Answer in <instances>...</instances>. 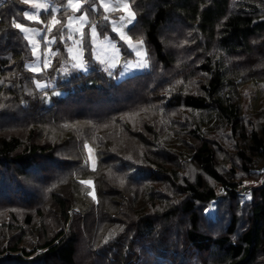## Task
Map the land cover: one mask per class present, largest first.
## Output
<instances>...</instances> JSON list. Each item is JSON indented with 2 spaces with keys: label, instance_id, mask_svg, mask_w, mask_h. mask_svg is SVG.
<instances>
[{
  "label": "trees",
  "instance_id": "1",
  "mask_svg": "<svg viewBox=\"0 0 264 264\" xmlns=\"http://www.w3.org/2000/svg\"><path fill=\"white\" fill-rule=\"evenodd\" d=\"M81 2L112 33L98 0ZM130 3L129 36L146 44L149 72L111 82L93 68L103 85L80 89L90 76L73 70L58 79L68 11L58 15L50 68L34 74L29 44L12 24L24 22L25 5L0 0V119L10 123L0 127V202L28 210L24 223H0L1 254L4 237L17 239L0 264H264V186L246 190L245 202L237 180L264 162V129H249L235 100L243 84L264 82V0ZM121 47L124 59L133 57ZM56 79L55 88L37 87ZM56 90L67 93L48 102ZM179 109L191 111L186 123L170 121ZM227 138L238 149L225 148ZM220 153L230 156V171ZM182 159L198 169L194 177L179 172ZM213 203L216 233L206 217Z\"/></svg>",
  "mask_w": 264,
  "mask_h": 264
},
{
  "label": "rangeland",
  "instance_id": "2",
  "mask_svg": "<svg viewBox=\"0 0 264 264\" xmlns=\"http://www.w3.org/2000/svg\"><path fill=\"white\" fill-rule=\"evenodd\" d=\"M33 2H41V0H33ZM44 2L46 3L48 10L45 11L44 9H41L38 20L28 21L24 19V22H22V24H24L26 27L40 29V31L36 32L34 35H31L28 39H26L32 55L31 61L27 62L26 64V67L30 72L34 74H40L50 68L52 57L54 55V45L56 43V37L53 34L55 27H52L51 19L53 15L56 17V19H58V15L63 9H66L69 13L65 18V29L67 32L66 52L68 61L65 62L60 68L58 79L60 78L62 80H65L68 76H70L73 70H77V72H79L80 74L90 76L85 80V82L79 85V88L83 89L86 87H99L103 85V81L100 79L98 74L91 73L93 68H99L103 70V72L107 75L111 82H120L137 74L149 72L150 62L148 60L146 44L142 40V44L139 43L140 40H132L129 36V30L135 23L136 15L134 19H131L129 21L127 19L128 9H125L122 6L116 8L115 10H111V6L109 9H106L104 7V3H106L107 0H98L99 6L106 13H108L106 14L107 18H112L110 20L112 33H102L97 23L91 20L86 11L80 10L79 12H77L74 7L68 4V0H65L63 4H61L59 0H44ZM75 2L76 0H73V3ZM127 2L130 6V10L134 12L130 0H127ZM80 3L82 5L81 0ZM24 5L26 9L24 11H33L30 4ZM94 9L95 11H97L98 7L95 6ZM69 17H71L72 19H69ZM76 17H80L81 19H76ZM121 17H125V19L122 20ZM41 21L43 23H41ZM114 24L117 25L115 28L113 27ZM45 25L51 27L52 30L50 32L47 31L44 27ZM93 28L95 29V31H93ZM121 32L125 34L126 38H130L131 44L135 46L136 49H138L139 55H137V52L133 49V47L129 46L128 39L121 38ZM31 41H35V43L38 45L35 54L32 49ZM87 45H89V48ZM122 45H125L126 48L133 53L132 58H123V49L121 47ZM88 51H90V56L93 60L92 66H89L87 63L86 57ZM142 60L147 61V66L137 67V64ZM45 61H47V66H45ZM81 63L83 64V67L79 66ZM129 65H131V67H129ZM58 79L54 81L37 82V87L40 90H44L46 88H55L57 86ZM195 82L196 81H194V83ZM179 84L183 86L184 81L179 80ZM66 93L67 91L65 90L53 91L52 93L48 94V102H51L52 97H63L66 95ZM160 95L161 97L165 96H163L162 93H160ZM235 100H237V102L241 105L242 116L245 121H247V127L249 129H256L258 131L261 130V128L264 129V82L253 81L243 84L238 88V96L235 97ZM189 112L191 111L184 109L175 110L169 116V119L175 124H179L182 122L186 123L189 118H191ZM4 124L10 125L8 121L1 117L0 127H3ZM231 143H233V141H231L229 138H227L226 141H223L225 148L232 150L238 149V147L234 146L233 144L232 146H229V144ZM89 148L91 149V154L89 153ZM87 150L90 167L94 169L97 166L96 153L91 146H88ZM220 158L226 170L230 171L233 164L230 156H228L226 153L225 155L223 153H220ZM183 160L184 159H182L181 161ZM236 162L238 163V161ZM180 165L181 168L179 172L182 175H191L192 177H194L196 172H198L197 168L187 163L186 161H183ZM43 166H49V164L44 163ZM254 172L257 173L245 174V178L237 175L238 182H241L238 190L239 192H241L240 195L242 196V201L247 202L251 200V194L248 193L249 190H252L254 188H261L262 186H264V162L259 166V169H256ZM51 176L48 178L51 179ZM210 183L212 184V182ZM3 186L4 185H2V187ZM88 186H90V184H88ZM44 189L45 191H42L41 195H43V193L45 195H48L49 189L47 187H44ZM2 190L3 188L0 189V191ZM218 190L219 196H226V192H224L220 188H218ZM3 191H5V189ZM91 193L94 194L93 188L91 189ZM7 200L8 198H5L4 200H2V202H0V223H5L3 227H6L7 225L15 226V222L11 218L17 220L16 224H20L21 222L24 223L25 216L28 213V210L25 211L23 209L17 208H4V204ZM228 206V201L225 205H221L223 210ZM33 212L36 216V210H34ZM72 212L75 215L78 214L80 212L79 207L75 206ZM11 214H14V217H12ZM206 215L209 220H213L211 221L213 224L212 226L208 224L209 229H212H210V231L216 233L218 223V220L216 221V219H218V214L217 206L215 203L211 204V206L206 211ZM36 218L38 217L36 216ZM205 227L208 228L207 226ZM1 234H4V231L1 232ZM16 241L17 239H15L10 233L9 237H4L2 247L4 253H0V259L5 258L10 254V249ZM15 254H20V251L16 252ZM88 258V251L86 250V247L84 246V244H80L78 258L79 263L83 261L85 262L86 260H88Z\"/></svg>",
  "mask_w": 264,
  "mask_h": 264
},
{
  "label": "snow or ice",
  "instance_id": "3",
  "mask_svg": "<svg viewBox=\"0 0 264 264\" xmlns=\"http://www.w3.org/2000/svg\"><path fill=\"white\" fill-rule=\"evenodd\" d=\"M22 2L24 4H26V5L30 4L31 5V8L33 9L32 12H29V11H24L23 12V17L22 18L23 19H26L28 21H36V20H38V17L40 15L41 9H44L45 11L48 10L47 9V5L44 2V0H41V2H33V0H22ZM68 4L70 6H72V7H74L77 12H79L81 10L82 5L80 3V0H76L75 3H73V0H68ZM110 6H111V10H115L116 8L121 7V6L123 8H125V9H128L127 19L129 21L131 19H134V17H135V13L130 10V6H129L127 0H107V2L104 3V7L106 9H109ZM93 10H95V9H93ZM54 11H56V10H54ZM69 19H72V18L69 17ZM76 19H81V18L80 17H76ZM121 19L123 20V19H125V17H121ZM41 23H43V22L41 21ZM60 23L61 22L58 19H56V17L53 15L52 16V19H51V25H52V27H55L56 25H59ZM12 24H13V26L16 29H19L20 30V32L23 34V36H24L25 39H28L29 36L34 35L36 32L40 31V29H34V28L26 27L24 24L18 23L15 20L12 21ZM116 26L117 25H115V24L113 25L114 28ZM44 27L49 32L52 30V28L51 27H48V25H45ZM93 31H95L94 28H93ZM120 36H121L122 39H125L126 38L125 37V34L122 33V32L120 33ZM126 39H128L129 46L130 47H133V49L137 52V55H139L138 49H136L135 46H133L131 44L130 38H126ZM139 43L142 44V41H140ZM31 44H32L33 52L35 54L38 45L35 43V41H31ZM45 66H47V61H45ZM79 66L80 67H83V64L81 63ZM141 66H147V61L146 60L140 61L137 64V67H141ZM129 67H131V65H129ZM89 153L91 154V149L90 148H89ZM81 183H83V184H91L90 181H81ZM93 199H95L94 196H93ZM105 242H107V241H105Z\"/></svg>",
  "mask_w": 264,
  "mask_h": 264
}]
</instances>
